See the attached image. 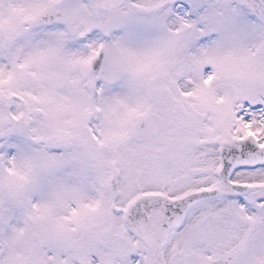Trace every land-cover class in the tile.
<instances>
[{"label":"snow or ice","instance_id":"snow-or-ice-1","mask_svg":"<svg viewBox=\"0 0 264 264\" xmlns=\"http://www.w3.org/2000/svg\"><path fill=\"white\" fill-rule=\"evenodd\" d=\"M0 264H264V0H0Z\"/></svg>","mask_w":264,"mask_h":264}]
</instances>
